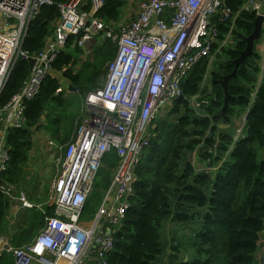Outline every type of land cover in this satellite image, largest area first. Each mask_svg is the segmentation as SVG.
<instances>
[{"label": "trees", "instance_id": "trees-1", "mask_svg": "<svg viewBox=\"0 0 264 264\" xmlns=\"http://www.w3.org/2000/svg\"><path fill=\"white\" fill-rule=\"evenodd\" d=\"M67 1L55 0V4L41 8L29 25L26 49H43L46 37L53 33L61 16L58 4ZM246 1L226 0L233 16L218 22L220 40L232 30L234 43L222 49L215 44L212 51L217 54L212 62L202 59L182 81L183 96L154 120L150 144L137 168L132 204L116 235L109 264H158L169 245L173 249L169 264H261L258 251L264 234V75L259 83L262 54L255 49L230 79L227 112H223L226 92L219 83L233 72L234 60L247 47L245 36L255 26L257 14L240 11ZM127 2L104 0L97 16L107 25L120 22ZM84 8L89 9L90 4ZM83 52L75 37H71L54 63L60 76L47 77L40 93L27 101L24 127L8 131L11 161L4 177L18 187L28 186L31 179L28 163L37 146V136L51 128L57 134L58 146L63 145L73 139L83 120L84 114L75 125L83 107L73 116L48 109L51 101L63 108L72 104L63 98L64 92L57 93L58 89L69 91L70 83L84 97L98 87L107 63L116 56L117 44L100 37L94 46V58L81 63ZM29 73V63L20 60L5 87L1 105L22 88ZM205 76L211 79L203 85ZM69 94V99L78 98L85 107V98ZM198 94L209 102L195 108L190 99ZM243 114L247 115L245 125L236 138L239 125L236 127L235 119ZM109 156L114 162L113 152ZM111 177L103 170L96 180L87 206L90 212L99 203V185L108 186ZM11 209L9 198L0 193V236H10ZM26 215L28 220L24 218L22 222ZM18 219L24 225L12 238L15 246L30 241L43 225V214L37 209L21 212ZM168 223L179 225L182 234H167ZM182 251L189 259L179 260ZM0 264H14L12 254L3 253Z\"/></svg>", "mask_w": 264, "mask_h": 264}, {"label": "built area", "instance_id": "built-area-1", "mask_svg": "<svg viewBox=\"0 0 264 264\" xmlns=\"http://www.w3.org/2000/svg\"><path fill=\"white\" fill-rule=\"evenodd\" d=\"M53 4L55 0H0V100L18 62L36 59L22 88L0 104V193L12 204L11 226L22 224L18 216L25 210L43 214V225L30 241L15 246L7 235L0 236V259L9 252L14 264H109L116 235L132 204L137 168L150 144L153 122L183 96L182 81L190 71L204 58L212 62L217 54L212 51L215 44L222 49L234 43L232 30L220 40L218 24L232 18L233 11L226 0H139L136 18L130 23L107 25L97 16L104 0H69L58 4L61 16L43 49H26L31 21L43 6ZM88 4L90 8H84ZM240 11L263 17L262 35L255 45L263 56L260 83L264 75V0H247ZM73 36L84 49L82 60L94 58L98 36L112 39L117 53L107 63L99 86L84 95L85 114L73 139L60 146L49 139L46 149L40 150L43 155L52 154L59 147L63 158L45 187V199L35 203L4 177L11 161L8 131L24 127L27 101L40 93L47 77L60 76L54 63ZM208 102L199 94L190 99L195 108ZM32 153L35 160L41 158L36 148ZM103 170L112 175L111 181L108 186L99 185V203L90 212L87 206ZM260 262L264 264V252Z\"/></svg>", "mask_w": 264, "mask_h": 264}, {"label": "rangeland", "instance_id": "rangeland-1", "mask_svg": "<svg viewBox=\"0 0 264 264\" xmlns=\"http://www.w3.org/2000/svg\"><path fill=\"white\" fill-rule=\"evenodd\" d=\"M135 5V4H134ZM100 39V36H98V39L97 41H99ZM80 62H84L86 60H82L81 57H80ZM210 76L208 78V83H210ZM67 88H64L63 89V98L66 100V101H72V104L69 106V107H66V108H63V107H58L57 103L55 101H51L49 103V107L48 109L49 110H55L56 112H58V114H62L63 111H64V114L66 115H75L76 113H78L79 109L82 108V111H80L75 120V125L77 124V121L79 119V116H83V114H85V107L84 105L82 106V104L80 103V100H78V98L76 100H72V99H69L67 95H70L69 93L70 92L68 90H66ZM73 95H77L79 97V99L82 97L83 99V95L80 93H76L74 92ZM83 102V101H82ZM84 103V102H83ZM244 114L241 115L239 118H236L235 119V124H236V127L237 125L240 126V124L242 123V121L244 120ZM49 122V120L47 121ZM64 124V123H63ZM238 126V127H239ZM43 130H46V129H43ZM56 132L49 128L48 130L46 131H43L41 132L40 136L38 135L37 136V140L38 142L40 143V150L41 149H46V146H47V142L49 139H53L56 141ZM57 142V141H56ZM38 143V144H39ZM66 144V143H65ZM40 153V152H39ZM41 158H39L38 160H35V157H33V153H32V156H31V159L29 161V167L30 169L29 172H30V180L29 182L31 181V183H27V185H23L22 187V190L25 191V193L29 196V198L35 202V203H39L41 201H43L46 197V188L48 186V184H50L51 180L54 178V176L56 175L57 173V168H59V163H60V160H62L63 158V153L61 151H59V147H54L53 148V152L52 154H49V153H46L45 152V155H43V152L41 151L40 155H39ZM195 164H197L196 161H193ZM18 190H19V187H17ZM22 190H19L18 192L22 191ZM35 197H40L39 199H36ZM41 199V200H40ZM24 218L26 220H28V216H24L23 217V220L22 222H24ZM24 224H21L19 225L18 227V224H16L15 226L13 225L12 228L10 227V229H12L10 231V239L12 241V244H13V240L12 238L14 237V235L18 234V231L20 230V227L23 226ZM114 230H116V228H114ZM165 230L167 232V234L169 235H180L182 234V230H181V227L179 225H175L173 223H168L165 227ZM163 238H165L164 236V232H163ZM14 245V244H13ZM173 251L172 247L169 245L168 248H167V254H164L162 257H161V260L159 261L158 264H169L170 260L168 259V257L170 256V253ZM186 253L184 254V251H182L180 254H179V257L181 259L183 258H188L186 257ZM189 259V258H188Z\"/></svg>", "mask_w": 264, "mask_h": 264}, {"label": "water", "instance_id": "water-1", "mask_svg": "<svg viewBox=\"0 0 264 264\" xmlns=\"http://www.w3.org/2000/svg\"><path fill=\"white\" fill-rule=\"evenodd\" d=\"M262 20H263V17L261 15H258L256 20H255V23H254L255 26H254L252 33L248 36H245V40L247 42L246 49L242 52V54L239 58L234 60L235 68H234L233 72L228 74V75H225L224 78L219 82L223 86V88L226 92L225 93L226 96H225V103H224V107H223V112H227V110L229 108V102H228L229 94H228L227 85H228L230 79L237 75L238 69H239L240 65L245 62V59L247 57H250L253 55V53L255 51L256 42L261 38V35H262V33H261ZM35 62H36L35 58L29 59V64H30L31 68L34 66ZM214 83H215V81H214ZM69 89H70V91H74V92H76V90H77L72 84H69ZM246 118H247V115H246ZM0 182H2L1 177H0Z\"/></svg>", "mask_w": 264, "mask_h": 264}, {"label": "crops", "instance_id": "crops-1", "mask_svg": "<svg viewBox=\"0 0 264 264\" xmlns=\"http://www.w3.org/2000/svg\"><path fill=\"white\" fill-rule=\"evenodd\" d=\"M127 5L125 6L124 10H123V23H130L134 18H136V11L138 9V3L139 0H127ZM135 4V5H134ZM71 93H74L71 91ZM36 150H38V152H40V146L37 145ZM264 252V234H263V239L261 241V245L258 251V258L260 260V255H262V253Z\"/></svg>", "mask_w": 264, "mask_h": 264}, {"label": "clouds", "instance_id": "clouds-1", "mask_svg": "<svg viewBox=\"0 0 264 264\" xmlns=\"http://www.w3.org/2000/svg\"><path fill=\"white\" fill-rule=\"evenodd\" d=\"M259 41V40H258ZM88 59V58H87ZM70 84V83H69ZM70 90V89H69ZM72 92H74V91H72ZM84 98V97H83ZM245 117H244V119H246V114L244 115ZM243 122V121H242ZM260 245H261V243H260ZM260 258H261V255H260Z\"/></svg>", "mask_w": 264, "mask_h": 264}, {"label": "bare ground", "instance_id": "bare-ground-1", "mask_svg": "<svg viewBox=\"0 0 264 264\" xmlns=\"http://www.w3.org/2000/svg\"><path fill=\"white\" fill-rule=\"evenodd\" d=\"M2 194H4V193H2ZM5 195V194H4Z\"/></svg>", "mask_w": 264, "mask_h": 264}]
</instances>
